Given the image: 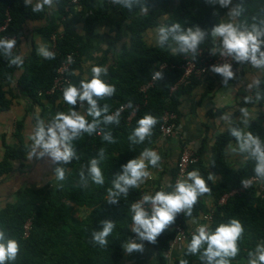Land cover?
Instances as JSON below:
<instances>
[{"label": "trees", "instance_id": "1", "mask_svg": "<svg viewBox=\"0 0 264 264\" xmlns=\"http://www.w3.org/2000/svg\"><path fill=\"white\" fill-rule=\"evenodd\" d=\"M53 0L57 5L56 19L40 27L38 32L45 38H55V50L52 51L54 59L38 56L35 50L22 66L10 64L12 57L20 56V44L26 34L28 22L49 20L50 11L46 5L43 12H33L35 4L25 5L24 0H0V28L4 27L8 13L12 20L1 39L16 38L17 47L12 49V56H6L0 49V112L10 107L14 98L24 94L33 103H41V96H45L60 112H67V105L63 101L62 93L46 94L52 86L57 70L67 54H72L74 61L68 73L69 84L80 86V77L74 70L81 61V57L90 47V39L96 26L107 20L109 15L117 16L116 33L110 37L104 58L97 64L102 66L111 55L113 63L107 66L108 82L114 85L116 92L112 97L98 100V107L109 106L107 114H113L121 105L126 108L120 111L119 124H104L98 126L97 132L89 135L81 133L71 141L76 156L69 164H57L56 167L66 169V179L57 181H43L37 186L20 188L13 200H9L0 208V230L4 231L6 238L17 240L19 253L14 261L6 264H121L124 258L123 245L131 240L134 232L131 231L132 213L130 206L137 203L146 193L145 183L139 188H129L128 195L120 194L116 203H110L108 190L112 188V181L123 174V166L131 159H139L144 149L154 150L161 138L160 126L165 111L176 113L175 123L179 124L182 115V104L186 97L192 95L199 86L209 82L206 94L213 91L215 85L209 81L213 71L202 76H192L188 84H179L183 75L182 65L189 52H181L178 42L169 39L161 45H153L146 40V34L152 29L171 27L180 24L181 31L188 28H199L205 33L204 40L198 45L195 52L190 54L196 59L198 65V51L204 55L217 56L222 49V38L213 37L212 30L221 23L232 24L240 31L251 30L253 26L264 33V0H230L227 6H222L219 0H132L131 7L122 3L99 0L98 7L84 19V31L73 23L70 15L71 7L84 9L92 6L98 0ZM146 9V11H144ZM236 12L237 15H230ZM130 33L125 40V32ZM264 41V35L260 36ZM264 51V43L261 44ZM259 58V53H257ZM245 65L253 69L263 70L257 89L253 94L244 95L240 110L231 116L241 113V109L256 106L260 111L264 107V66L254 67L250 60ZM165 64L166 68L160 72L152 87L146 91L142 89L151 81L153 74L159 66ZM21 76L18 74L22 71ZM16 83V84H15ZM176 88L173 90L172 88ZM64 87V88H65ZM19 91V92H18ZM248 101L247 103L245 101ZM129 104L131 106H129ZM87 101H84V112L88 122L92 117L87 115ZM132 112L134 114L131 116ZM226 108H216L209 111V116L216 117L226 114ZM152 115L157 124L152 129V135L143 143L137 144L129 140V136L137 127V121L145 115ZM131 116V117H130ZM37 120H42L41 116ZM23 121L16 125L15 137L18 146L4 142L5 152L0 160V176L9 175L13 171H21L27 163V153L30 150L23 136ZM242 122H235L231 128L241 130ZM220 132L216 136L212 150L211 165L207 167L201 159V151L196 152L199 160L191 166V170H198L210 187V194L199 197L193 208L192 216L184 213L177 215L175 223L169 226L155 243L145 240L143 245L150 248L153 259L151 264H170L168 253L175 236L172 229L175 224H182L184 228L195 229L192 220H202L205 214L204 196L210 197L215 204L212 209L213 220L207 225L211 231L219 223H227L235 218L244 226V234L238 241L239 253L231 258L230 264H240L241 261L252 259L248 253H255L256 246L264 245V190L258 183L252 184L245 192L231 196L225 204L221 199L243 187L241 180L256 176L253 171L255 161L245 158L242 168L235 170L230 167L227 156V146L237 142L231 136L230 129ZM250 132L259 136L264 142V114L249 124ZM110 132L115 142L103 139L102 133ZM104 150V158H100V150ZM100 161V168L104 175V184H95L89 174L90 160ZM19 162L17 167L15 164ZM171 181L168 185H175L178 167H171ZM84 179L81 180L80 173ZM211 174L218 175L221 180H209ZM158 184V191H171L167 184ZM57 185H61L58 187ZM31 220L32 226L27 237L24 236V225ZM115 223L113 232L106 238L108 244L101 247L92 239L94 231H102V221ZM192 233V234H193ZM175 250L172 264H179L181 259L188 264H208L201 260L204 245L200 252L192 255L187 252L188 243Z\"/></svg>", "mask_w": 264, "mask_h": 264}, {"label": "clouds", "instance_id": "2", "mask_svg": "<svg viewBox=\"0 0 264 264\" xmlns=\"http://www.w3.org/2000/svg\"><path fill=\"white\" fill-rule=\"evenodd\" d=\"M52 2L53 0H38L32 7V11L43 12L45 6H51ZM114 2L122 3L130 8L132 0H114ZM219 3L222 6H227L230 0H219ZM24 4H31V0H24ZM237 14L236 12L230 13V15ZM170 34L172 39L178 42L181 52H195L198 45L205 38V33L199 28H196V30L188 28L187 31H181V26L177 23L171 27L162 26L158 29V40L161 45L169 39ZM261 35H264V33L258 31L255 26L250 31H240L232 23H221L212 30L213 37L222 38V54L232 56L237 61L250 60L254 67L264 66V51L260 50L261 44L264 43L260 40ZM15 44L14 39H0V49H3L6 56H12V49ZM38 53L46 59H54L55 56L47 47H41ZM257 53H259V58ZM22 63L20 56L12 57L10 60V64L18 67L22 66ZM245 66L248 65L244 63ZM246 68L248 67H245L244 71L247 70ZM211 70L224 76V84H227L228 79L234 75L229 64L213 66ZM102 75H107V68L92 66L90 80H81L79 87L69 84L62 92L63 101L69 106H75L78 100L87 101L89 105L87 115L92 117V122L89 123L87 118L79 114L74 107H70L67 113L57 112L51 125L47 128L43 120H37L35 128L27 137L32 142L30 151L27 153L28 160L33 157L41 159L48 156L54 164H69L76 156L71 144L73 139L80 136L82 132L89 135L97 132L101 117H103L102 122L104 124H119L121 114L119 109L113 114H107L109 112L107 104L103 108L98 107V100L112 97L116 92L115 86L106 83L101 78ZM155 78H160V73H156ZM256 83H259V81H256ZM129 106L131 105L129 104ZM241 112L247 117L248 112L246 109L242 108ZM224 119H227V117L225 116ZM157 122V119L150 114L143 116L137 121V127L130 134L129 140L137 144L143 143L152 135V129ZM244 122L247 123L246 120ZM229 131L238 144V149L233 148L232 150L247 154L250 160H254L256 163L253 171L259 180L264 181V142L261 141L259 136L253 135L251 132H245L235 127ZM100 133H102L104 140L115 142L110 132L103 133L101 131ZM100 158L101 160L104 158L103 149L100 150ZM160 160L161 157L156 151L147 148L141 152L139 159L129 160L123 166V174L118 175L112 181V188L108 190L109 202L116 203L115 198L120 194L127 196L130 187L139 188L145 179L150 176L149 171H147L148 166L157 167ZM99 164L100 161L97 159L90 160L88 174L95 184L103 185L104 175ZM54 172L57 181L66 179V169L64 167H56ZM80 177L81 180L84 179L83 172L80 173ZM211 179L212 176L210 175L209 180ZM241 184L248 188L252 184V180L243 179ZM57 186L60 187L61 185ZM168 187L172 190H160L151 195L145 194L138 203L131 204V231L136 233L139 239L155 243L157 237L175 223L178 214L184 213L186 216L191 217L199 197L211 192L210 187L198 170L188 172L186 178H180L174 186L168 185ZM101 223L103 224V230L94 231L92 239L95 244L106 247L108 244L106 238L113 232L115 223L108 220ZM244 231L243 224L235 218L227 223H219L214 231H211L207 224L201 223L191 236L187 252L195 255L206 245L200 256L201 260L206 259L208 264H230L231 258H235L239 253L238 241L243 236ZM123 247L128 254L133 251L143 252V244L141 243L129 241ZM18 253L19 244L17 240L6 238L4 231L0 230V264H6V261H14ZM248 255L253 257L249 260V264H264V245L258 244L255 253L249 252ZM179 264H188V261L181 259Z\"/></svg>", "mask_w": 264, "mask_h": 264}, {"label": "crops", "instance_id": "3", "mask_svg": "<svg viewBox=\"0 0 264 264\" xmlns=\"http://www.w3.org/2000/svg\"><path fill=\"white\" fill-rule=\"evenodd\" d=\"M38 0H31V4H36ZM99 0L93 3L92 6H88L81 9L77 6L71 7L70 15L73 23L79 28L80 33L84 31V19L90 16L99 5ZM49 7L50 16L49 20H43L38 22H28L26 26V34L22 38L20 44V57L22 61H26L32 54V51L39 55L38 50L41 47H47L52 52L53 43L51 39L43 37L39 32V28L47 25L50 20L56 19L57 5L52 2ZM117 16L109 15L106 21L98 24L93 31L90 39V47L81 57V61L76 66L74 72L80 77L81 80L91 79V68L97 66L99 62L104 58L108 47V42L111 36L116 33ZM130 33L125 32V40H128ZM146 40L153 45L159 44L158 29H152L147 32ZM42 57V56H40ZM108 59L104 66L107 68L112 62L111 55H108ZM246 68L240 78L234 76L228 79L227 84H224V76L212 72L209 77L211 84L215 85L213 91L206 94V88L209 82L203 83L195 89L194 93L184 100L181 110L182 115L180 117L179 124H177L178 133L172 137H161L155 151L161 157L159 165L157 167L148 166L147 171L153 178L159 179L162 184H170L171 167H176L183 146H188L192 151H201V159L203 163L209 167L212 161V150L215 144L216 136L220 132H224L232 127L235 122H242V131L250 132L249 124L253 120H256L260 111L256 106H248L245 109L248 112L247 117L241 112L236 116H231L233 113H237L243 101L244 95L253 94L257 89L261 74L263 70L253 69L250 66ZM22 71L18 74V78L21 76ZM106 83L109 79V73L102 75L101 77ZM16 84V83H15ZM19 92V91H18ZM12 101L10 107L0 112V160L3 158L5 147L4 142L14 146H18L19 141L15 137L16 125L20 121H23V136L25 143L31 147V141L27 137L31 134L35 128L37 119L41 116L45 127L51 125L52 119L57 112H60L56 106L49 102L45 96H41V103H31L26 95L19 93ZM70 107L85 116L84 106H67V112ZM216 108H226V114L218 115L216 117H210L209 111ZM65 112V113H67ZM227 119H224V117ZM247 121L245 123L244 121ZM231 145V147H229ZM227 146L225 156L231 168L238 170L245 164V158L247 154H242L238 150L233 151V148L238 149L237 142L231 143ZM30 151V150H29ZM19 166V162L15 164ZM57 164L51 162V158L45 156L41 159L33 157L31 160L27 159V163L21 171H13L9 175L0 176V208L5 205L9 200H13L17 191L20 188L27 186H37L43 181H50L55 178L54 169ZM212 181L217 182L221 178L216 174H211ZM147 179V178H146ZM143 182L142 184H144ZM149 184V183H148ZM147 184V185H148ZM202 200L205 203V214L212 211L215 208V204L210 197L204 196ZM204 214V215H205ZM203 215V217H204ZM198 222H203L198 220ZM173 252V256H174ZM250 259L241 261L240 264H249ZM155 260L152 257L150 248L147 245H143V252L133 251L128 254L124 250V258L121 264H151Z\"/></svg>", "mask_w": 264, "mask_h": 264}, {"label": "built area", "instance_id": "4", "mask_svg": "<svg viewBox=\"0 0 264 264\" xmlns=\"http://www.w3.org/2000/svg\"><path fill=\"white\" fill-rule=\"evenodd\" d=\"M111 1L113 2L114 0H110V2ZM72 2L76 3L77 1L73 0ZM11 20H12V17L8 13V19H7L5 26L0 28V37H1V34L7 30ZM7 39H14L16 41V38H7ZM54 40L55 38L52 40V43H53L52 51L55 50ZM16 47H17V44H15V47L13 49H15ZM191 53L192 51H189V54L186 55L185 63L182 65L183 75L179 81V84H188L192 76H198V77L202 76L203 74L208 73V71H212L211 69L213 66H222L224 64H229L231 66V71L233 72L234 77H241L242 72L244 71V68H245L244 61H237L232 56L222 54V52H220L217 56H214V55L207 56V55H204L202 51L200 50L198 51V59L200 58V64L198 65L196 59L190 57ZM73 61H74V57L72 54H67L65 56V59L63 60L62 64L57 70V75L54 79L53 86L49 91L46 92V94H54L57 92H60V93L63 92L65 85L69 83L68 73L70 70L69 68L71 64L73 63ZM165 68H166L165 64L160 65L159 69L153 74L151 81L142 90L146 91L149 87H152L157 80V78H155V74L160 73ZM175 88L176 86L173 87L172 89L174 90ZM76 105L82 107L84 106V101L78 100ZM125 108H126V105H121L119 110L122 111ZM260 112L264 114V107L260 110ZM133 114L134 112H132L131 116ZM176 118H177L176 113L171 112V111L164 112L163 117H162V123L160 126L161 137H172L178 133L177 124L175 123ZM198 160L199 158L196 155V153L192 151L188 146L184 145L181 151L178 163H177L178 173H177L176 181L180 178H186L187 173L190 172L191 170V166L195 165L198 162ZM147 179L149 181L148 182L149 184L146 186L147 191L145 194H150V195L154 194L156 191H158L157 188L159 186L151 175ZM250 180H252V184L254 183L260 184L261 189L264 190V181L259 180V178H257L256 176L252 177ZM252 184L249 187H251ZM248 188H245L243 186L241 189L224 196L221 199L220 203L225 204L231 196L245 192ZM145 207L147 208L148 206L146 205ZM212 220H213V212L210 211L204 215L203 222H198V220L193 219L192 224L194 226V229H196V227L199 224L201 223L208 224L209 222H212ZM31 226H32V222L29 219L28 221H26L24 225V236L25 237L29 235ZM131 227H132V224L130 228ZM172 229L175 232V236L171 244V249L168 253L170 264H172L174 260L173 252L175 250H181V246H183V244L187 242V240L189 239V236L193 233L191 229H186L183 227L182 224H179V223L175 224ZM130 241H133L136 243H145V240L139 239L136 233H134V236L131 238Z\"/></svg>", "mask_w": 264, "mask_h": 264}, {"label": "rangeland", "instance_id": "5", "mask_svg": "<svg viewBox=\"0 0 264 264\" xmlns=\"http://www.w3.org/2000/svg\"><path fill=\"white\" fill-rule=\"evenodd\" d=\"M229 23H232V21H230Z\"/></svg>", "mask_w": 264, "mask_h": 264}]
</instances>
